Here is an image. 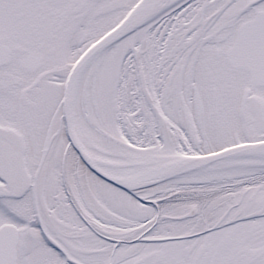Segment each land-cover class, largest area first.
Segmentation results:
<instances>
[{
    "label": "snow or ice",
    "instance_id": "1",
    "mask_svg": "<svg viewBox=\"0 0 264 264\" xmlns=\"http://www.w3.org/2000/svg\"><path fill=\"white\" fill-rule=\"evenodd\" d=\"M0 264H264V0H0Z\"/></svg>",
    "mask_w": 264,
    "mask_h": 264
}]
</instances>
